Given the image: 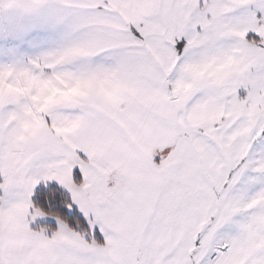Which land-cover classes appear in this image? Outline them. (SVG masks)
<instances>
[{"label": "snow or ice", "instance_id": "snow-or-ice-1", "mask_svg": "<svg viewBox=\"0 0 264 264\" xmlns=\"http://www.w3.org/2000/svg\"><path fill=\"white\" fill-rule=\"evenodd\" d=\"M0 18V264H264V0Z\"/></svg>", "mask_w": 264, "mask_h": 264}, {"label": "rangeland", "instance_id": "rangeland-1", "mask_svg": "<svg viewBox=\"0 0 264 264\" xmlns=\"http://www.w3.org/2000/svg\"><path fill=\"white\" fill-rule=\"evenodd\" d=\"M54 46L51 43L37 44L35 37L14 40L7 36L4 28L0 26V64H8L14 61L27 62Z\"/></svg>", "mask_w": 264, "mask_h": 264}]
</instances>
